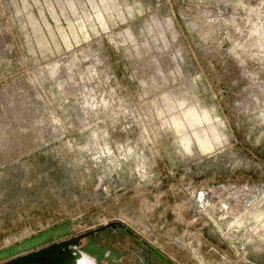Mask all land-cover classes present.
<instances>
[{"label":"rangeland","instance_id":"rangeland-1","mask_svg":"<svg viewBox=\"0 0 264 264\" xmlns=\"http://www.w3.org/2000/svg\"><path fill=\"white\" fill-rule=\"evenodd\" d=\"M113 222L98 264H264V0H0V264Z\"/></svg>","mask_w":264,"mask_h":264},{"label":"water","instance_id":"water-1","mask_svg":"<svg viewBox=\"0 0 264 264\" xmlns=\"http://www.w3.org/2000/svg\"><path fill=\"white\" fill-rule=\"evenodd\" d=\"M107 228H123L129 234L135 235V233H133L123 223L113 222L94 229L81 236L73 237L61 242H53L52 244L38 250L18 255L2 264H94L92 257L80 249L79 242L82 238L89 235H95L97 232L103 231ZM147 246L159 259L166 260L168 264H176L171 259L166 258L163 253L155 249L153 246L149 244H147Z\"/></svg>","mask_w":264,"mask_h":264},{"label":"flooded vegetation","instance_id":"flooded-vegetation-1","mask_svg":"<svg viewBox=\"0 0 264 264\" xmlns=\"http://www.w3.org/2000/svg\"><path fill=\"white\" fill-rule=\"evenodd\" d=\"M106 230V229H105ZM85 238V237H84ZM148 249H149V247H148ZM150 250V249H149ZM151 251V250H150ZM152 252V251H151ZM86 253V252H85ZM87 255H89L88 253H86ZM90 257H92V259L94 260V264H98V259H96L95 257H93V256H91V255H89ZM166 258H168V257H166ZM108 260V262L109 263H112L113 262V259L112 258H110V259H107ZM161 260V259H160ZM161 261H163L165 264H168L167 263V261L166 260H161Z\"/></svg>","mask_w":264,"mask_h":264},{"label":"crops","instance_id":"crops-1","mask_svg":"<svg viewBox=\"0 0 264 264\" xmlns=\"http://www.w3.org/2000/svg\"><path fill=\"white\" fill-rule=\"evenodd\" d=\"M28 253H29V252H28ZM262 259H263V257H260V258H259V260H262ZM255 260H257V259H255Z\"/></svg>","mask_w":264,"mask_h":264}]
</instances>
